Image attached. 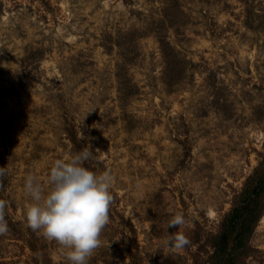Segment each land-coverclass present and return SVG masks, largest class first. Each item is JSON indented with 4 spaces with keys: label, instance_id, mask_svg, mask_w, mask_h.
<instances>
[{
    "label": "rangeland",
    "instance_id": "obj_1",
    "mask_svg": "<svg viewBox=\"0 0 264 264\" xmlns=\"http://www.w3.org/2000/svg\"><path fill=\"white\" fill-rule=\"evenodd\" d=\"M88 144L114 177L88 264H264V0H0V264H71L24 185Z\"/></svg>",
    "mask_w": 264,
    "mask_h": 264
},
{
    "label": "clouds",
    "instance_id": "obj_2",
    "mask_svg": "<svg viewBox=\"0 0 264 264\" xmlns=\"http://www.w3.org/2000/svg\"><path fill=\"white\" fill-rule=\"evenodd\" d=\"M82 137L85 139L83 133ZM93 153L88 144L74 155L57 159L50 170L47 192L32 174L26 177L24 185L25 194L31 200L26 213L28 226L67 249L71 264H88L101 245V234L109 223L114 177L108 171L97 175L84 167ZM95 153L100 150L96 149ZM8 167H0V189ZM7 203L0 200V235L9 233L5 219ZM186 223L184 215L177 213L164 225L163 240L167 247L179 251L191 244L185 235L168 232L169 228L179 229Z\"/></svg>",
    "mask_w": 264,
    "mask_h": 264
},
{
    "label": "trees",
    "instance_id": "obj_3",
    "mask_svg": "<svg viewBox=\"0 0 264 264\" xmlns=\"http://www.w3.org/2000/svg\"><path fill=\"white\" fill-rule=\"evenodd\" d=\"M260 190H261V187L260 186H257L256 188H254V190L253 191H251V192H249V193H247V195H245V197L242 199V202L244 201V202H246V203H250V202H254L255 200H254V196H258L259 195V192H260ZM253 194V195H252ZM255 197V198H256ZM240 204H241V202H240ZM237 208V210H238V212L240 211V208L238 207V206H236L235 207V209ZM243 209H246V207L245 208H243ZM261 213V209L260 210H258L257 211V213H256V215H255V217L252 219V223H256L257 221H258V218L260 217V214Z\"/></svg>",
    "mask_w": 264,
    "mask_h": 264
}]
</instances>
